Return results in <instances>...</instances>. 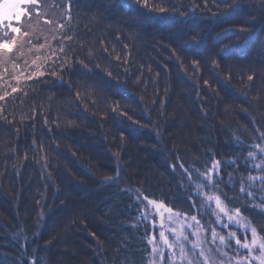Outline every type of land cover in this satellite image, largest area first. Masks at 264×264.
<instances>
[{
	"label": "trees",
	"instance_id": "trees-1",
	"mask_svg": "<svg viewBox=\"0 0 264 264\" xmlns=\"http://www.w3.org/2000/svg\"><path fill=\"white\" fill-rule=\"evenodd\" d=\"M45 2L58 15L54 35L36 43L45 48L28 53L29 60L13 72L0 70V94L5 83L21 89L15 100L0 102L11 121L0 120V264H138L141 253L149 264L151 229L135 222L140 212L135 190L205 222L201 198L194 192L193 199L186 198L189 191L181 185L189 181L181 180L179 169L171 170L175 158L183 157L187 166L200 157L201 167L200 153L212 148L230 159L249 151L264 132L259 0H192L201 7L183 23L165 20L136 0H77L71 19L67 0ZM233 2L242 7L217 13V5ZM175 3L185 5L180 11L191 7L190 0ZM149 4L169 7L165 0ZM50 12L45 21H51ZM251 16L255 25L246 23ZM35 17L25 16L15 26L23 29ZM240 27L251 29L246 39L221 51ZM46 61L56 63L49 68ZM66 62L75 68L62 71ZM33 71H56L63 82L50 75L36 82L24 78ZM251 72L255 81L249 86ZM21 73L17 84L12 76ZM237 171L244 174L246 167ZM117 172L111 185L101 183ZM242 215L264 219L248 209Z\"/></svg>",
	"mask_w": 264,
	"mask_h": 264
},
{
	"label": "snow or ice",
	"instance_id": "snow-or-ice-1",
	"mask_svg": "<svg viewBox=\"0 0 264 264\" xmlns=\"http://www.w3.org/2000/svg\"><path fill=\"white\" fill-rule=\"evenodd\" d=\"M169 7H152L149 4V0H136V3L141 6V8H148L150 11L156 12L158 15L163 17L165 20H171L176 23H183L188 16L195 15L196 9L200 8V5L192 3L190 0L191 7L187 8L186 11H180L181 8H184L185 5L175 3V0H165ZM77 3V0H67V10L69 12V19H71V11L73 4ZM91 7L92 5H88ZM42 5L39 3V0H0V28L3 29V34H0V65H7L9 62L13 64L15 68H19L20 65L16 63V60L19 58L17 52L14 51L18 46L21 45V40L24 38L25 43L31 44L32 41L30 39V33L23 32L19 25L22 19L25 16L31 18L32 15H35L37 18L41 17L43 13L40 11ZM242 7V4L239 2H233L230 4H225L222 8L217 5V13L220 15H227L231 13L234 9H239ZM204 9L208 8L207 3L203 5ZM258 9L260 13L264 14V0H259ZM46 23H50V21H46ZM246 23L255 25L256 18L255 16H251L246 20ZM67 25L61 24L59 25L60 29H64ZM229 29H225L224 31H228ZM251 31V29L247 27H240L237 32V38L235 41H230L229 45H223L221 51L228 48L230 44L236 43L238 44L240 41L246 39V35ZM68 41H71L73 37H66ZM191 40L193 42L198 41L197 36H192ZM37 43H39L37 41ZM62 43V42H61ZM35 48V45H33ZM127 47V45H125ZM45 48V45H40L37 48V51H40ZM31 51V49H30ZM65 49L62 46L60 48V52H64ZM55 55V52H53ZM91 56V53H89ZM40 58L37 57L36 60H33V65H37V61ZM51 60V58H48ZM56 61H51L48 63L46 61L47 67H53ZM79 63L83 65V60H80ZM212 65L215 68H219V63L212 59ZM75 63H65L61 65L62 71H71L75 68ZM192 66L194 68L199 67V61L193 60ZM87 68V66H84ZM99 67V65H97ZM7 68H5V73H7ZM90 72L91 69H88ZM24 74L21 73L20 76H12L17 84L20 82L21 76ZM50 75L51 77H56L62 81V74L58 76L56 71H51L47 73L46 71H33L30 75L25 76L24 78L27 80H32L34 82L38 81L40 78H47ZM108 76H111V73H108ZM225 79L230 80L231 74L225 77ZM0 81H3V76H0ZM255 81V72H251L246 76V83L249 86ZM107 82V81H105ZM205 85H208V81L204 82ZM4 91L0 94V102H4L7 104L9 100H15L16 94H18L21 89L19 87H13L8 84H4ZM10 87V91L7 89ZM70 87V85H69ZM79 93H77V96ZM259 99V97H257ZM155 104V100L152 102ZM118 109V105L113 106L112 111L116 112ZM4 108L0 105V120L7 121V117L3 114ZM122 115H126V113H122ZM131 119V117H128ZM11 123V121H7ZM134 124L139 123L138 121H133ZM121 138L123 139V133H121ZM259 143H254L251 145V149L247 151L245 154L243 151L236 153L232 158L225 159L223 157H218V154L212 149L207 148L200 153V156L203 157L201 162V167L196 166V161L200 159V157H196L193 159L192 163L186 166L184 162V158L177 156L175 158V162L170 166L173 173H176V170L179 169V175L181 180L185 177L189 181L188 186L181 185V187L186 188L189 191L188 198L189 200L193 199L191 196L192 192H195L197 197H200V205L201 209L211 208L212 204L215 205L212 208V215L216 217L215 223L223 222L224 227L230 229L232 227V223H235L240 228L245 229L250 233L251 239H248V236L245 235L242 238L238 236L237 232L229 231L227 233L228 236H231L235 240V244L240 249L246 250V255L241 257L240 259L235 261V264H264V219L261 221H254L253 218L242 215L245 209L255 211L258 216L264 218V195L257 196V193L264 194V175H248L246 178L241 174L239 177L236 175V169L239 167H243L245 165H249L250 160H255L257 158V150L259 151L261 157V164L250 165L251 167L259 169L262 173H264V132L260 133ZM227 143V141H226ZM116 157L119 158V152H117ZM25 159L27 157L25 156ZM226 168H233V171L226 172ZM227 176V179H225ZM119 179V172L115 175H106L101 178V183L105 185H111L113 182ZM256 181L260 183L257 185ZM237 185H239L237 189ZM194 186V187H193ZM224 189H228L229 192L233 194L230 196L228 192ZM120 192L131 193L133 190L131 189H118ZM41 195H43L41 193ZM148 193L142 189L135 190V200L139 205H143L141 211H143L146 216L151 215L149 211L151 206H155L157 211L164 210L169 213V219L172 218L173 215L179 216L180 212L177 211L173 213V209L171 207L165 208L163 203H159L155 199H150ZM154 195V193L152 194ZM166 199V198H165ZM257 199H259V203H256ZM248 201L252 203L249 205ZM146 202V203H145ZM37 204L40 201H36ZM195 206V205H193ZM115 215H119L120 213L117 211L113 213ZM226 218V219H225ZM37 219H41V215H38ZM191 220L195 222L188 223L187 227L189 229L196 228L197 231L191 232L192 236L199 237V231L203 230V225H201L200 220L197 219V216H191ZM232 222V223H229ZM175 233V229L172 230ZM161 238L164 239V243L168 245L169 249L174 247L173 244H169L165 234L163 232L160 233ZM213 239L218 237L220 241V246L216 249L217 253L221 257H227L228 253L221 250L222 247H227L229 249L232 248V244L230 241L226 239V236L219 235L215 229H212ZM177 241L180 239L189 240L188 234H185L183 230L179 233H176ZM155 240V237L149 239V243H152ZM192 243V250L187 251L183 245L180 246V264H224V260L220 259L217 261L214 259L212 255V251L209 250L205 252V250L201 247V244L196 241H190ZM199 251H195V250ZM119 254V253H118ZM159 254L160 256V264H177L176 253L172 252L171 257L165 254L162 249L153 248L152 255ZM144 253H141V259L138 264H144L143 260ZM35 261V258H32ZM38 264V262H36ZM132 264H137L135 260H133ZM231 264V260L229 261Z\"/></svg>",
	"mask_w": 264,
	"mask_h": 264
},
{
	"label": "rangeland",
	"instance_id": "rangeland-1",
	"mask_svg": "<svg viewBox=\"0 0 264 264\" xmlns=\"http://www.w3.org/2000/svg\"><path fill=\"white\" fill-rule=\"evenodd\" d=\"M40 1H41V4L44 2V9H43L44 14L42 15L43 17L40 19L35 17L36 19L29 21L28 23H25L24 24L25 26L22 29V33L23 32L30 33V39L32 43L31 44L25 43L24 39H27V38H24L21 40V45L18 46L17 49L14 50L17 52V55L19 57L16 60V63L18 64H23V61L26 62L29 60L28 53L37 51L36 49L38 48V45H36L35 48L33 47V45H35L37 41L46 43L47 39L51 38L54 35V31L57 25L56 18L58 17V15L56 14L55 11H52V8H51L50 14L52 18H51L50 23H46L45 21L46 13L47 11H50V10H47L45 8L46 0H40ZM5 68H7L8 70L7 73L13 72L16 69L11 62H9L7 65H0V70L5 69ZM256 164H261V157H260L258 150H257V158L255 160H250L249 165L244 166L246 167V172L242 175L245 178L250 174L256 175V176L264 175V173H262L259 169L250 166V165H256ZM236 175L239 177L241 175L240 171H237ZM225 179H227V176H225ZM256 183L258 185L260 182L256 181ZM238 187L239 185H237V188ZM260 195H264V194L258 192L257 196L259 197ZM133 196L135 197V193L133 194ZM256 203H259V199H257ZM214 207L215 205L212 204L211 208H205L201 211V213L205 211V213L208 214L207 221L203 222L197 217V219L200 220L201 225H203L204 227H203V230L199 231V237H196V236H192L191 232L197 231V229L195 227L192 229H189L187 227L188 223H192L193 225L195 224V222L191 220V216L180 214L179 216L173 215L172 218L169 219V213L167 211H164V210L157 211L155 209V206L150 207L149 211L151 212V215L146 216V214L143 211H141V209L143 208V205H140V212L135 217V222L140 223V224H147L148 226H150L151 235L147 237V241H149V239H151L152 237H155V240L152 243L148 242L150 246V250H151V254L149 257V264H160L159 254L152 255V249L154 247L158 249H162L165 254L169 255V257H171L172 252H175L177 264H180V260H179L180 246L183 245L187 251H191L192 243L190 241L199 242L201 244V247L205 250V252H208L209 250H211L214 259H216L217 261H219L220 259H223L224 264H229L230 260H231V264H235L236 260L246 255V250L240 249L235 244V240L231 236H228L227 233L229 231L237 232L238 236L242 238V242H243V237L245 235L248 236L249 240L251 239L250 233L247 232L245 229L240 228L238 225L232 222H229V223H232V227L230 229L225 228L223 222L215 223L216 217L212 215V208ZM165 208L167 207L165 206ZM173 213H175V211H173ZM173 229H175V233L172 231ZM212 229H215V231L219 235L226 236V239L231 242L232 244L231 249L227 247L221 248L222 251L228 253L227 257H221L217 253L216 249L220 246V241L218 237L216 239H213ZM181 230H183L185 234H188L189 240L180 239L179 241H177L176 233H179ZM161 232L165 234V237L167 238L168 243L174 245L172 249H169L168 245L164 243V239L161 238L160 236ZM195 251H199V250L197 249ZM184 264H186V261L184 262Z\"/></svg>",
	"mask_w": 264,
	"mask_h": 264
}]
</instances>
